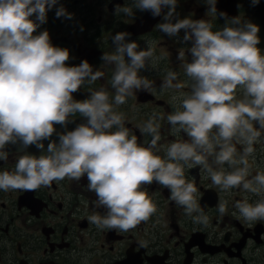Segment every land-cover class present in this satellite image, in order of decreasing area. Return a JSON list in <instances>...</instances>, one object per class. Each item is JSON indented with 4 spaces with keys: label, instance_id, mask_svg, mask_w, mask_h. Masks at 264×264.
I'll return each instance as SVG.
<instances>
[{
    "label": "clouds",
    "instance_id": "1",
    "mask_svg": "<svg viewBox=\"0 0 264 264\" xmlns=\"http://www.w3.org/2000/svg\"><path fill=\"white\" fill-rule=\"evenodd\" d=\"M251 2L256 6L259 0ZM57 3L0 0V161L8 159V144L19 143L18 151L24 152L13 172H0V190L32 191L50 186L53 181H79L86 176L87 189L96 196V207L105 210L104 215L88 216L89 223L99 230L127 232L157 212L156 204L142 190L155 181L169 190L170 200L181 206L194 224L207 226L209 218L196 200L197 188L184 177L186 167L200 166L221 191L242 186L259 196L255 204L245 200L235 207L245 222L264 220V172L248 179V157L253 156V145L259 141L260 130H264V54L257 47L261 42L259 27L242 22L240 17L229 19L224 12L219 15L225 24L217 31H212V24L205 19L184 18L173 23L177 0H133L131 6H115V15L130 17L134 9L159 17L167 8L165 22L155 29L169 37H176L183 29V41L192 42L190 48L179 49L177 57L191 81V91L172 96L179 106L166 117L171 132H183L188 140L171 142L161 158L153 150H160L159 121L165 117L154 112L140 126L142 134L152 137L145 147L125 127L124 114L116 110L133 95V90L155 91L153 81L139 74L146 68L154 70L163 58L155 55L154 42L148 41L145 50H138V43L126 39L129 33H117L112 37L114 52L101 56L113 68L114 97L110 100L104 88L89 87V98L74 100L73 93L85 84H94L104 74L94 71L87 60L67 66V48L53 46L47 30L34 35L47 22V11ZM216 3L206 0V15L217 16ZM34 14L39 23L30 19ZM56 17L71 19L72 14L61 5ZM186 51L191 54V62H184ZM183 86L178 74L168 71L160 91L163 94ZM238 87L243 89L242 99L236 98ZM77 113L86 123L58 133L59 143L51 141L45 151L42 141L53 136L54 125L66 128L69 118ZM234 139L244 145L239 155ZM33 145L41 151L39 156L25 151ZM209 157H213L211 163ZM225 164L232 170L225 171ZM213 165L221 167L217 170ZM226 205V201L218 204L221 215L226 213ZM140 244L148 246L147 241Z\"/></svg>",
    "mask_w": 264,
    "mask_h": 264
},
{
    "label": "flooded vegetation",
    "instance_id": "2",
    "mask_svg": "<svg viewBox=\"0 0 264 264\" xmlns=\"http://www.w3.org/2000/svg\"><path fill=\"white\" fill-rule=\"evenodd\" d=\"M132 4L133 0H58L57 5L47 11V22L40 25L34 35L47 30L50 39L59 42L57 47L67 48L70 53L67 66H78L87 60L94 71L104 74L94 84H85L75 92L73 98L77 101L89 98V87L92 90L104 88L110 100L114 97L115 90L111 86L113 68L104 63L101 56L114 52L112 37L117 33H129L126 39L138 43V50H145L146 42H154L155 55L163 58L158 60L154 70L146 68L139 74L153 81L155 91L133 90V95L116 110L124 114L125 127L145 147L152 137L142 134L140 126L154 112L163 115L165 119L159 121L161 139L157 144L160 150L153 151L164 158L168 144L188 140L183 132H171L166 117L179 106V101L173 102L172 96L191 91V81L177 57L178 50L190 48L192 42L183 41V29L176 37L155 29L157 24L165 22L163 16L167 8L162 9L159 17L138 9H134L131 17L122 13L115 15L116 5ZM61 5L72 14L71 19L56 17V10ZM216 8L217 16L206 15V0H177L172 22L184 18L205 19L212 24V31H217L225 24L220 12L226 13L229 19L240 17L242 22L250 21L259 27L261 42L257 47L264 54V0H259L256 6H252L251 0H217ZM30 19L39 23L35 14ZM184 62H191V54L187 51ZM168 71H175L184 86L161 94L160 85ZM235 95L242 99L243 89L238 87ZM81 123L86 120L78 113L70 117L66 128H55L53 141L59 143L58 133L72 131ZM255 126L259 128L258 124ZM215 131L213 129V134ZM260 131L259 141L253 145L255 152L248 157V179L264 172V130ZM233 143L237 155L241 154L244 145L236 143L235 139ZM19 147V143L6 146L9 155L6 161H0V172L15 170L16 161L24 154L18 151ZM25 151L36 156L41 154L35 146H29ZM212 160L213 157H209V163ZM213 167L219 170L221 166ZM223 168L232 170L227 164ZM184 177L197 188L196 200L209 218L207 226L194 224L184 209L170 200L169 190L155 181L143 186L142 190L156 204L157 212L147 222H141L127 232L99 230L89 223L88 216L104 215L105 210L96 207V196L88 191L86 176L79 181L68 178L53 181L50 186L32 191L0 190V264H264V220L245 222L235 207L237 202L245 200L255 204L260 197L243 190L242 186L228 192L221 191L200 166L186 167ZM222 201L227 202L224 215L217 210ZM141 241H147L148 246L141 247Z\"/></svg>",
    "mask_w": 264,
    "mask_h": 264
}]
</instances>
